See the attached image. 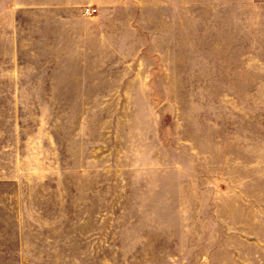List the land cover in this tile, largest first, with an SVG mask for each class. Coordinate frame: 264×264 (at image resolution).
I'll return each instance as SVG.
<instances>
[{
  "label": "rangeland",
  "instance_id": "rangeland-1",
  "mask_svg": "<svg viewBox=\"0 0 264 264\" xmlns=\"http://www.w3.org/2000/svg\"><path fill=\"white\" fill-rule=\"evenodd\" d=\"M0 264H264V0H0Z\"/></svg>",
  "mask_w": 264,
  "mask_h": 264
},
{
  "label": "built area",
  "instance_id": "built-area-1",
  "mask_svg": "<svg viewBox=\"0 0 264 264\" xmlns=\"http://www.w3.org/2000/svg\"><path fill=\"white\" fill-rule=\"evenodd\" d=\"M84 11H85L86 13H91L92 11H94V9L86 8Z\"/></svg>",
  "mask_w": 264,
  "mask_h": 264
}]
</instances>
